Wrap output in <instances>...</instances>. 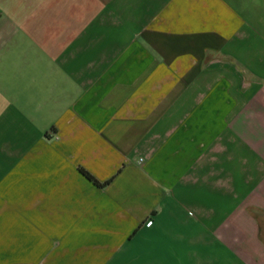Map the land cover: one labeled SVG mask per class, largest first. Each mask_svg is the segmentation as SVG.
Returning <instances> with one entry per match:
<instances>
[{
	"label": "crops",
	"instance_id": "obj_1",
	"mask_svg": "<svg viewBox=\"0 0 264 264\" xmlns=\"http://www.w3.org/2000/svg\"><path fill=\"white\" fill-rule=\"evenodd\" d=\"M0 264H264V0H0Z\"/></svg>",
	"mask_w": 264,
	"mask_h": 264
}]
</instances>
